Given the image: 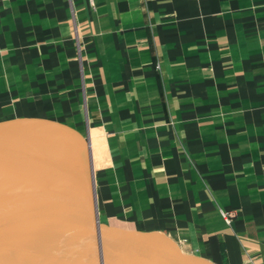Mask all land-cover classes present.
<instances>
[{
  "label": "crops",
  "instance_id": "crops-1",
  "mask_svg": "<svg viewBox=\"0 0 264 264\" xmlns=\"http://www.w3.org/2000/svg\"><path fill=\"white\" fill-rule=\"evenodd\" d=\"M89 123L106 227L264 264V0H0V130L89 165Z\"/></svg>",
  "mask_w": 264,
  "mask_h": 264
},
{
  "label": "water",
  "instance_id": "water-1",
  "mask_svg": "<svg viewBox=\"0 0 264 264\" xmlns=\"http://www.w3.org/2000/svg\"><path fill=\"white\" fill-rule=\"evenodd\" d=\"M88 149L82 165L27 133L0 130V222L47 234L59 264H219L165 232L101 223Z\"/></svg>",
  "mask_w": 264,
  "mask_h": 264
},
{
  "label": "bare ground",
  "instance_id": "bare-ground-1",
  "mask_svg": "<svg viewBox=\"0 0 264 264\" xmlns=\"http://www.w3.org/2000/svg\"><path fill=\"white\" fill-rule=\"evenodd\" d=\"M91 141L94 166L99 167L105 163L107 152L103 133L91 130ZM41 241V235H12L0 224V264H59L57 250L44 247Z\"/></svg>",
  "mask_w": 264,
  "mask_h": 264
},
{
  "label": "built area",
  "instance_id": "built-area-1",
  "mask_svg": "<svg viewBox=\"0 0 264 264\" xmlns=\"http://www.w3.org/2000/svg\"><path fill=\"white\" fill-rule=\"evenodd\" d=\"M93 129H98L100 130L103 135H104V143H105V146L107 148V152L105 153V163L102 164L101 166L99 167H95L94 166V157H93V145H92V141H91V130ZM105 128L103 126H100V129L99 128H96V125H93V124H90L88 125V132H87V140L89 142V148H90V153H91V164H92V170H93V174H94V178H95V181H96V186H97V174L99 171L107 168V167H110L109 165H111V160H112V155L110 154V151H109V148H108V145H107V133L106 131L104 130ZM112 166V165H111ZM229 215V213H228Z\"/></svg>",
  "mask_w": 264,
  "mask_h": 264
},
{
  "label": "rangeland",
  "instance_id": "rangeland-1",
  "mask_svg": "<svg viewBox=\"0 0 264 264\" xmlns=\"http://www.w3.org/2000/svg\"><path fill=\"white\" fill-rule=\"evenodd\" d=\"M40 234L42 236V241L40 242V244H42L46 248H55L53 243H51V241L49 240L47 234H44V233H40ZM55 250H57V248H55Z\"/></svg>",
  "mask_w": 264,
  "mask_h": 264
}]
</instances>
